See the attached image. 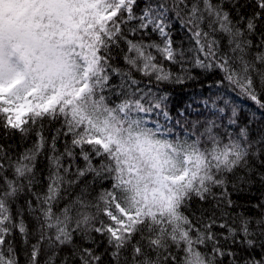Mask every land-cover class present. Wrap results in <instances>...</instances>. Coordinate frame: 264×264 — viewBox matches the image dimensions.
I'll return each mask as SVG.
<instances>
[{
  "label": "snow or ice",
  "instance_id": "6c2138e0",
  "mask_svg": "<svg viewBox=\"0 0 264 264\" xmlns=\"http://www.w3.org/2000/svg\"><path fill=\"white\" fill-rule=\"evenodd\" d=\"M0 264H264V0H0Z\"/></svg>",
  "mask_w": 264,
  "mask_h": 264
},
{
  "label": "trees",
  "instance_id": "16d2710c",
  "mask_svg": "<svg viewBox=\"0 0 264 264\" xmlns=\"http://www.w3.org/2000/svg\"><path fill=\"white\" fill-rule=\"evenodd\" d=\"M195 71H196V74L199 75V70H195ZM201 78L204 79L205 77H201ZM207 79L210 81L211 77H208ZM181 97H182V93H181L180 89L177 87L174 91V97L173 98L179 100Z\"/></svg>",
  "mask_w": 264,
  "mask_h": 264
}]
</instances>
